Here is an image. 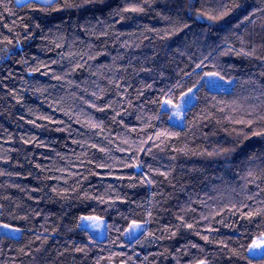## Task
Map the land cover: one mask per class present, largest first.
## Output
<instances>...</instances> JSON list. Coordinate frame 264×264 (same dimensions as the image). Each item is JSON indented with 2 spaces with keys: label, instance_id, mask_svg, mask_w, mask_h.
<instances>
[{
  "label": "trees",
  "instance_id": "1",
  "mask_svg": "<svg viewBox=\"0 0 264 264\" xmlns=\"http://www.w3.org/2000/svg\"><path fill=\"white\" fill-rule=\"evenodd\" d=\"M0 223V264H264V0H0Z\"/></svg>",
  "mask_w": 264,
  "mask_h": 264
},
{
  "label": "rangeland",
  "instance_id": "2",
  "mask_svg": "<svg viewBox=\"0 0 264 264\" xmlns=\"http://www.w3.org/2000/svg\"><path fill=\"white\" fill-rule=\"evenodd\" d=\"M15 1H16V4H18L17 0H15ZM25 1H27V0H23V2H25ZM206 86H208L211 89L222 88L224 90H229L231 85H230V80L228 81V80L223 79V80H215L212 84H209L206 80ZM191 101H192L191 96H188L184 100H180V101L176 102V104L172 103L173 105H179V111L181 113V115L179 117L174 114L177 111V109L175 107H172L171 105H167V104H163V103H162L161 107L163 110L169 111V113H170L169 120L171 121V123H173L174 125L177 126V125L183 124V120H182L183 110L187 106V104ZM92 217H97V216L93 215ZM78 223H79L80 227L87 228L90 231V233H92V235L97 237V238H103L105 236L104 223L102 222L101 219H100V226L98 228L92 226V223H93L92 221L82 222L81 220H79ZM137 223L141 225V223H139V222H137ZM4 225H7L8 227L5 228V227H3ZM128 228L126 229V231H125L126 233L124 235L126 240L132 239L133 237H135L137 235V233L140 232L139 230L141 229V227H140L136 231L129 234ZM13 229H18V228L11 226V225H8V224L0 223V232L1 233L9 235L11 237H18L20 234V230L19 231H12ZM254 243L264 245V237H258L256 239H254L253 242L248 246L247 254L250 256H253V257H258L259 255L264 253V246L253 248L252 245ZM201 264H205V263H201Z\"/></svg>",
  "mask_w": 264,
  "mask_h": 264
},
{
  "label": "snow or ice",
  "instance_id": "3",
  "mask_svg": "<svg viewBox=\"0 0 264 264\" xmlns=\"http://www.w3.org/2000/svg\"><path fill=\"white\" fill-rule=\"evenodd\" d=\"M23 0H17V3H22ZM43 3L51 6L52 3H53V0H42ZM128 11H139V9H136V8H130V9H127ZM201 15H205V13H201ZM209 19H213L214 17L209 15L208 16ZM203 65L202 64H198L196 67L197 68H201ZM197 75H199V73H197ZM207 80V82L209 84H212L215 80H223V76H221L218 72H208V73H205L204 76L201 77V80ZM193 90L191 88L188 89L187 92H185L183 94V96H181V100H184L186 97H188L190 95V93L192 92ZM163 104H167V105H171L172 107H175L177 109V111L174 113L176 116H180L181 113L179 111V105H173L172 104V101L171 100H164L163 101ZM163 135H166L165 133H159L157 138H159L160 136H163ZM135 167H139V165H135ZM80 220L82 222L84 221H92V226L93 227H96L98 228L100 226V219L99 217H92V216H82L80 218ZM80 225H78L79 227ZM3 227L7 228L8 226L7 225H4ZM141 227L140 224L136 223L135 221H133L129 228H128V233L131 234L132 232L136 231L137 229H139ZM189 227H191V225H189ZM12 231H19V229H13ZM261 246H264V245H261V244H253L252 247L253 248H256V247H261Z\"/></svg>",
  "mask_w": 264,
  "mask_h": 264
}]
</instances>
